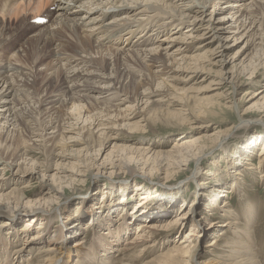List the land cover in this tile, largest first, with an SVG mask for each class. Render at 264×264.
<instances>
[{"label": "bare ground", "instance_id": "obj_1", "mask_svg": "<svg viewBox=\"0 0 264 264\" xmlns=\"http://www.w3.org/2000/svg\"><path fill=\"white\" fill-rule=\"evenodd\" d=\"M7 1L0 6L1 9L6 6L8 13L28 7L31 3L35 5L32 15L29 19L27 17L30 33L27 42L35 49H42V57L51 56V61L60 64L57 65L58 70H54L56 74L51 71L44 87H41L50 91L46 93L48 96L38 99L35 107L25 110L22 105L20 107L19 96L25 95L26 91H37L36 79L26 82L27 68L12 63V60L19 59H11L8 63L5 59L0 61L4 63H0V130L4 131L0 137V264H200L198 259L207 253L214 256L205 260L204 264H264V246L257 245L259 237L251 229L255 203L246 198L240 221L239 215L230 210L226 200H222L221 204L218 201V196H227V192L242 188L241 180L248 174L264 183V138L254 156L247 154L241 157L242 165L229 158L236 168L232 172L233 177L230 176L232 184L226 189V194L219 186L216 189L212 187L211 194H207L210 201L207 207L211 211H220L221 216L227 219L222 225L228 228L231 238L223 234L221 239H215L208 245L210 247L202 251L198 238L219 221L208 220V215L203 212L200 215L201 209L194 202L189 207H180L173 215L174 204L181 198L187 183L196 181L197 191H192L199 196L203 192L208 193L211 183L213 186L217 182L218 178L210 169L202 170L212 176L210 180L200 179L202 173L198 175L210 151L221 147L223 152H230L227 148L228 134L237 125L238 119L221 129L220 125L224 122L213 125L215 122L211 123L208 117L223 113L233 114L241 120L254 111V116L264 126V83L256 91L246 89L243 98L234 97L247 80L254 83L264 73V34L261 28L264 12H259L260 8H264V0H250L249 3L227 0V5H231L228 7L236 9L234 13L229 12L231 17L225 20L231 23L230 28L236 30L231 39L233 43L243 36V41L246 39L243 50L238 49L231 56L228 54L232 48L227 44L231 34L226 35L224 20H221L227 15L221 17L219 14L217 21L213 18L222 9L215 6L220 0H24L23 6L18 5L19 0ZM211 5L213 7L209 10ZM48 15L52 17L42 27L34 28L30 23V20L34 25L45 23ZM204 17H208L207 20H203ZM204 21L209 42L200 41L203 33H197L199 28L196 25L204 24ZM211 31L214 32L208 34ZM101 37H113L118 41L111 43L114 48H111L108 57L101 55L96 58L91 53L97 49L99 54L100 48L102 50L106 45V41L99 42ZM215 42L217 45L211 48ZM122 44L123 47L120 46ZM250 45H254L252 54L247 49ZM71 47L74 50L70 51ZM191 49L193 53L188 54ZM33 52L35 50H31L32 55L27 58L31 59L30 76L35 75ZM79 53H82L81 56ZM242 54L243 58L236 62ZM256 55H263V60L257 65L254 64ZM65 59L67 62L63 63L61 60ZM61 62L65 64L63 68ZM112 62L125 65L118 68L119 73L127 77L130 74L133 84L125 85L119 76L111 75L114 73L110 70ZM155 63L160 69H152ZM228 63L230 67L225 70ZM131 64L145 65L150 73L135 74V67ZM208 64L217 67L210 83L218 86L213 89L221 91L214 97L204 95L195 98L192 104L191 97L184 92L176 95L175 91H179L180 87L171 91L167 87L168 78L173 79L174 75L180 83L196 80L202 73L208 77ZM246 70L245 75L248 76L243 80L240 75ZM87 91L93 95H88ZM122 91L135 93L124 97ZM151 94L167 96V106H155L160 105L156 101L151 103H156L154 106L148 105ZM246 97H249L248 101L257 98L249 106H244ZM240 100H243L242 104ZM35 102L32 100V103ZM33 111L47 114L48 120L40 122L39 127L32 125ZM157 122L186 126L190 131L183 137L177 136V141L168 149L164 148L165 142L153 146L146 145L144 138L130 140L131 131L145 134L147 126ZM20 125L28 128L18 127ZM124 127L127 132L130 131L129 134L125 133ZM23 131L27 132L26 139L20 138ZM124 133L127 135L123 136ZM13 134L16 135L11 139ZM71 134H76V137ZM31 135L35 139L31 140ZM29 140L33 143L29 144ZM6 141L7 145L2 147ZM41 144L54 149L49 165L28 158L37 149L35 145ZM10 146H13L11 150ZM193 164L195 167L190 179L183 181L175 192L156 190L150 194L159 198L154 204L150 201L152 197L146 194L147 190L140 185L139 191L144 190L145 193H140L142 198L133 205L130 214L121 200L122 210L113 219L109 214L112 208L100 202L97 209L101 214L95 216L97 219L94 218L96 212L83 204L78 215L69 213L65 221L61 220L60 205L66 198L65 190H62L63 182L70 185L72 192L83 195L76 183L83 186L87 180L95 179L94 176L119 178L125 182L126 178L121 174L141 173L148 180L158 177L169 183L180 174L188 176ZM52 169L51 174L47 173ZM6 171L10 176L4 178L2 175H6ZM33 179H39V190L31 197L27 188ZM168 194L174 198H171V203L174 201L171 207L166 205ZM17 214H25L31 219L25 220L21 232L14 228L18 223L14 222ZM91 214L92 221L81 228L83 234L71 245L73 248L68 253L66 238H76L75 225ZM102 214L105 215L102 217ZM34 219L40 221L35 227L31 225ZM134 224H137L136 230L130 235ZM186 225L189 227L183 237L169 244L167 241L171 232H178ZM90 227L94 237L87 239ZM50 231L52 234L48 236ZM96 231H99L98 234ZM122 239L123 242H120ZM68 259H71L70 262Z\"/></svg>", "mask_w": 264, "mask_h": 264}, {"label": "rangeland", "instance_id": "obj_2", "mask_svg": "<svg viewBox=\"0 0 264 264\" xmlns=\"http://www.w3.org/2000/svg\"><path fill=\"white\" fill-rule=\"evenodd\" d=\"M5 1H7V0H0V4L3 5V3ZM8 1H10V0H8ZM20 2L21 1L19 0L18 5L23 6L24 0H22V4ZM244 2L249 3L250 0H245ZM227 4H229V3H227V0H220L218 2V4H216L215 6H217L218 8H222V9L219 10L218 14H216V15L214 14L213 18L215 19V21H217V19H219L218 18L219 14L221 17L223 15H227V16H224L223 18H221V20H224L223 27L225 28L226 35L231 34L230 37L228 38V41H227V44L230 45V47L232 48L228 54V56H231L238 49H239V51L243 50V48L246 46V43H245L246 39H245V41H243V39L245 38V36H243L241 39H238L233 43L231 36H232V34L233 35L235 34L234 32L236 30L230 28L231 23L228 21H225V20L231 17V14H229V12L234 13V12H236V9H231L232 7H228L231 5H227ZM2 5L0 6V24H1L0 25V28H1L0 29V42H1L0 43V61L2 59L3 60L5 59L6 63H8V62H10L11 59H19V61L12 60V63H16L18 65L25 66L27 68L25 70V72L28 73L25 76L26 82L30 83V82H32L33 79L34 80L36 79L35 82H36L37 91H31L30 93L29 92L27 93V91H26V93H25L26 96L24 94H22L19 96L20 99H18L19 97H17V99L20 100V102H21L20 107L23 106L25 108V110H28L30 107H32V108L35 107L36 106L35 104L38 105V103H37L38 99L42 100L43 96H48L50 91L47 90L46 88L44 89L41 87L47 82V79H48L47 77H49V75H50L49 73L51 71L54 74H56L55 71L58 70L57 68H58L60 63L57 64L55 61H51V59H52L51 56L42 57L41 56L42 55V49H35V46H33L27 42L28 36L30 35V33H28V30H27V27L29 24L27 17H28V19L30 18V16L32 15L31 13L33 12V7L35 8V5L33 3H31V4H29L28 7L25 6L24 8H21V9L18 8V9H16L17 13H16V10H14V13H13V11L8 13V10L6 11V6L4 8L5 10L1 9ZM211 7H213V6L211 5L208 9L211 10L212 9ZM254 7L255 6H252V8H254ZM25 10H27V11H25ZM259 12L263 13L264 8L263 7L260 8ZM237 15L238 14H236L235 17ZM258 15H260V14H258ZM49 16L50 15H48V17H47L49 19H47V21H45V23L44 22L43 23H37L36 25H34V23L31 20H30V23L32 24V26L34 28L42 27L45 24L49 23V20L52 17V15L50 17ZM6 17H8L9 20ZM42 18H44V17H42ZM207 18L208 17H204L203 20H207ZM213 18H212V20H213ZM205 22L206 21L203 22L204 24H197L196 25V27L199 28L197 33L198 34L203 33L200 41H205V40L208 41L209 40L208 39L209 36H207V34H206L207 31L204 28L205 26H207L205 24ZM233 26H235V25H233ZM261 28H263V34H264V22H263ZM183 29H180V30H183ZM36 30H38V29H35V31ZM12 31H14V32H12ZM240 31H241V29L238 30L237 32H240ZM213 32L214 31H211L210 33L208 32V34H212ZM175 35H178V34H174L173 36H175ZM235 37L238 38L239 36L236 35ZM71 38H72L71 41H73L74 38L73 37H71ZM114 40H115V38H113V37H110V38L107 37L105 39L101 37L99 39V42H103V41L105 42L106 41L105 42L106 45H103L102 50L100 48L99 54L96 53L97 49H95L94 50L95 53H91V55H93L95 57L97 56L96 58H98V57L100 58L101 55L108 57L109 56L108 53H110L112 50L111 48H114V46H112L111 43H115L118 41V40H115V41ZM256 43L257 42H255V44ZM95 44H93V46H95ZM216 45H217V43L215 42L210 47L212 48ZM120 46L123 47V44ZM71 48L69 49L70 51L74 50V48H72V49ZM253 48H254V45H250L249 48H247L251 52V54L254 53ZM31 50L32 51L35 50V52H33L35 54V56H34L35 63L33 64L35 75H33V76L29 75V74H31L30 70H29V63H31V59H27L31 54ZM101 51H102V53H101ZM170 51H172V49ZM191 51H193V50L191 49L188 54L193 53ZM81 54L82 53H79V56H81ZM243 55L244 54H242L238 58V60H236V62H238L241 58H243ZM13 56H15V57H13ZM177 56L180 57V55H177ZM257 56H259V55H256L254 57L256 59V61L254 62L255 65H257L260 60H263V55H261L260 57H257ZM58 59H60V58H58ZM229 59L230 58H228V60ZM255 59H253V60H255ZM20 60H22V62H20ZM111 60L113 61L114 59L111 58ZM61 61L63 63L64 62L66 63L67 59L61 60ZM62 62H61V64H62L61 67L63 68L65 66V64L63 65ZM0 63L4 64L3 62H0ZM112 64L113 65L110 67L111 68L110 70H112L114 72V73L112 72L113 73V74H111L112 76H115V75H117L116 77L119 76L120 81L123 80L125 85L133 84V83H131V75L130 74L128 75V77H129L128 78L126 74L123 75V74L119 73V69L125 65H121V63H115V62H112ZM131 65H132V67L134 66V64H131ZM243 65H245V64H243ZM153 66H154V67H152L153 70L154 69H160V67H157V66H159L158 63L153 64ZM50 67H51V70H49ZM134 67H135V70H134L135 74L141 75L144 73L148 74V72H149L148 68L145 65L138 64L137 66H134ZM228 67H230V63H228L226 68H224V69L227 70ZM259 67H260V65L258 66V68ZM206 68L209 69L208 72H209L210 76H209V74H207L208 77H205L206 74L202 73V75L198 74V76L196 77V80L185 81V83H180L179 81L176 80V77L174 75L173 79L168 78V80H167L168 86L167 87L170 88V91H171V89L180 87L179 91H175L176 95L183 94V92H184L185 95H189V98L191 97L190 102L192 104L194 103L193 100L195 98H200L204 95L214 97L215 94H218L221 91L219 89H213V88H216L218 86L214 85V84L212 85L210 83V79H213L215 77L217 67L214 65L212 66V65L208 64L206 66ZM247 70L244 71L243 73H241V75H240V76H243V80L246 79L248 76V75H245ZM121 75H122V77H121ZM260 75L261 74H259L258 77ZM263 76H264V73L260 76L261 78L259 77L256 80V82H254V83H249L247 80V83H244L241 86L240 91L237 94H235L234 97H236V99L243 98V96L245 97L246 95H243V93L246 89H249L251 92L258 90L262 86V84L264 83V77ZM147 77H149L150 81H153V80H151L150 75H147ZM203 78H205V80H203ZM146 80H148V79H146ZM185 80H187V79H185ZM72 81H70L69 83H71ZM77 82H79V81H77ZM39 84H40V86H38ZM152 88L155 89V86H153ZM128 89H129V86H128ZM50 90H52V89H50ZM47 92H48V94H46ZM134 93H135V91H122V94L124 97L131 96ZM87 94L93 95L92 92H90V91H87ZM154 94H158V93H154ZM154 94H151L148 105H150L152 102L156 101V102H160L159 103L160 105H155L156 103H153L150 106L155 105V106H161V107L165 108L167 106L166 104L169 102V99L167 98V96H165L164 94L154 96ZM249 97H250V95H249ZM249 97H246V99L244 100V102H245L244 106H249L257 98L256 97V98L248 101ZM21 98L23 99L22 100L23 102L21 101ZM29 100H31V101H29ZM32 100H33V102H35V101L36 102L32 103ZM28 102H31L32 104L30 103L31 104L30 105V104H28ZM240 103L242 104L243 100ZM140 104H141V102H139V105ZM139 105L136 106L135 108L139 107ZM124 106H126V104ZM253 112L254 111H252L251 114L245 115V117L242 118L241 120L238 116H234L233 114L224 115L223 113L215 114L214 116L208 117L211 119V121H212V122L210 121L211 123L215 122L213 125H217L218 122H224L222 125H220L221 129H223L229 125H232L238 119L237 125L233 128L232 132H230L228 134V139H227L228 146H227V148L229 149L230 152L229 153L223 152L221 147H217L218 150H216V151H214L212 149L210 151V153L208 154L209 157L206 156L204 158L205 162L203 163L201 170L198 171V175H200L202 173V175L200 176V179H202L204 177V178H208L207 180H210V177H212V176L206 175V174H204V172H202V170H204V169L205 170L210 169L212 171V173L215 174L214 177L218 178L217 182L213 186H211L213 184V182L211 183L210 188H207L208 193L203 192L202 194H199V196H198V195H195V193H194L195 189L197 191V188H198L196 181H194V180L190 181V183H187L188 186L185 188L184 192L183 191L181 192V198H179L180 201L178 200L179 202L177 201L176 204H174L175 205L174 210L172 209L174 212L173 215L175 216L177 210L180 207L182 209L185 207H189L191 205V203L194 202V204L197 203L198 207H200L199 209H201L199 211L200 215H201V212H203L204 214L208 215V220L219 221L218 224L214 228H212L210 231H207L206 234H204L203 236H200L198 238V244L200 245L202 251L204 249L210 247L208 245L212 241H215V239L216 240L221 239L223 234H225L226 235L225 237H227V238L232 237L228 228H226L222 225L224 222H226L227 219H225L224 216H221L220 211H217L215 209H212L213 211H211L207 207L209 205V202H210L207 194H211L212 187H214L216 189L218 186L221 188L222 191H225L224 193L226 194V191H227L226 189H228L231 186L232 182H231L230 176L233 177L232 172L235 170L236 166H235V163L230 162L229 158L231 159V157H232V158L236 159V164L242 165L243 160L241 159V157L243 158L247 154L254 156L253 154L257 152L259 145L261 144L260 141L264 138V130L262 128L264 126L261 124V120H259V118L254 116ZM46 115L47 114H45L43 112L40 115L39 113H36L35 111H33L31 124L37 125V127H39L40 122L42 124V121L48 120V117H46ZM189 116L191 117L192 115H189ZM18 127H22L23 129L28 128L26 125H20ZM50 130L51 129H49L47 131H50ZM55 130H57V129H55ZM125 130H126V127H124V131ZM146 131H147V133H145V134H139L136 131H131V132L128 131L127 132V130L125 133L129 134V132H130V134H129L130 140L133 139L135 141L137 139L139 140V139L144 138V140H145L144 142L146 143V145L155 146V145H159L160 143L165 142L166 145L164 146V148L168 149V148H171L173 143L177 141V138H179L177 136L183 137L185 135H188V132L190 130L186 126L185 127L184 126L178 127V126H173V125L171 126V125H166V124L161 123V122H157L153 125H148L146 128ZM3 132L4 131L0 130V137H2ZM125 133L123 136L127 135ZM14 135H16V134H13L11 139L13 138ZM20 135H22V137H20V138L26 139L27 132L23 131V133H21ZM75 135L76 134H71L72 137H76ZM9 137H10V135L8 136L7 141L9 139ZM33 137L31 135V138H32L31 140L35 139ZM31 140H29V144L33 143V141H31ZM7 141L2 143V147H4V145H7L6 144ZM10 143H11V141L9 142V144ZM36 143L39 144L40 142L36 141ZM42 145L43 144H41L40 146L35 145V147H37V149H34V153L29 154L28 158H32L34 160V162H37V163L39 162V163H42L43 165H45V164H48L49 162H51L52 152L54 151V149L52 147H49V146L45 147ZM68 145L69 144H67V146ZM12 148H13V146H10L9 150H11ZM56 150H55V152H56ZM242 150L244 151V154L243 153L241 154ZM194 167H195V165L193 164L189 168L190 173L188 176L183 175L184 173L182 174V176L180 174V176L175 178L174 180L171 179L172 181H170L169 183L167 182V180H163V179L158 178V177L153 178V180H148L141 173H135L133 175L121 174L122 177L126 178L125 182H121L119 178L110 179V177H105V176H99V177L94 176L95 179L87 180L83 186H80L81 183H76V185L82 189L81 193L83 195L77 194V191L72 192L70 185H67L66 182H63L62 183V187H63L62 190H65L64 195H66L65 196L66 198L64 199V201H62V203L60 205V207L62 208L60 210L61 220L65 221L66 216L69 213H70V215L73 213L75 214V216L78 215L79 211L82 209L83 204L85 205V208L88 207V208H90L89 210H92V212H96V215H94V218H96L95 216H99V214H101V213H99L100 211H98V209H97L99 207L100 202H103L106 204L107 207L112 208V210L109 212V214L111 216L110 218L113 219L122 210V205H121V203H119L121 200L123 202V205H125L127 207L126 212H128L130 214L132 211L133 205L135 203L140 202L139 200L142 198V196L140 195L141 192L145 193L144 190H147L146 194H148V195L154 193L156 190L158 192H166V191L175 192L177 189H179V187L183 181L190 179V175H191L192 171L194 170ZM53 171L54 170L52 169L50 172H47V173L51 174ZM6 173H7L6 175H2V176H4V178H7L10 176L9 171H6ZM38 180L33 179L29 183V187L27 189H28V192H30L31 197L33 195L37 194V192L39 190ZM212 181H214V180H212ZM241 183H242V188H240L239 190L235 189L236 190L235 192H227L228 193L227 196H224V195L218 196V201H220V204H221L222 200H226V202H228V206H231L230 210L239 215L240 221H242V215H241V211H242V207H243L242 205L247 200L246 198L249 197V200H252L255 203V205H256L255 209L256 210H255L254 219H253V222L251 225V229H254L255 234L257 233L256 235H257V237H259L258 239L260 240V242L258 240L257 245L260 244L263 247L264 246V244H263L264 243V183L262 180L258 181V177H253L250 174H248V176L243 177L241 180ZM140 185L143 186L144 190L139 191L138 186H140ZM233 185H234V182H233ZM193 189H194V191H192ZM168 195L169 196H167L166 205L170 206V204H173V202H174L173 201L171 203V200H172L171 198H173V195H171V194H168ZM151 197H152V195H150L149 198H151ZM202 197H204V198H202ZM157 199H159V198L152 197L150 199V201H153V204H154L157 201ZM162 202H165V201L162 199ZM75 209H76V211H75ZM122 212H124V211H122ZM104 215L105 214H102V217ZM200 215H198L197 217L199 218ZM25 216H26L25 214H22V215L17 214L14 217V222L18 221V223H16L14 228L18 229L19 232L23 231L22 227L24 226L23 223L25 222V220H31L30 217H25ZM98 219L100 220L101 217ZM166 219H168V218H166ZM89 221H92V214L86 216L85 219H83V221L81 223H77L75 225L76 229H77L76 230V236H77L76 238H73V239H71V237L66 238L68 241V253L73 248V247H71V245H73L74 242L77 239H79L81 237V235L83 234L84 231H82L83 229H81V228L83 226L85 227V226L89 225V224H87V223H89ZM39 223H40V221H37V219H34L31 222V225L35 227V226L39 225ZM136 225L137 224H134L132 226V228L130 229V235H133V232L136 230ZM188 227L186 225L184 228H181L178 232H177V230H175L174 232H171V238H169L167 242L170 244L174 239L177 240V239L182 238L183 233L187 230ZM31 230H33V227ZM221 231H223L224 233ZM88 232L89 233H87V239L93 238L94 236L92 234L91 227H90V229H88ZM98 232L99 231H96V234H98ZM51 234H52V232L50 231L48 236ZM123 240L124 239H122L120 242H123ZM260 248L261 247H258L257 249H260ZM153 255L154 254H151V256H153ZM213 256L214 255L207 253V254H205V256L203 258H199L198 261L200 264H204L205 260H208L209 258H211ZM70 260L71 259H68V262H70Z\"/></svg>", "mask_w": 264, "mask_h": 264}]
</instances>
